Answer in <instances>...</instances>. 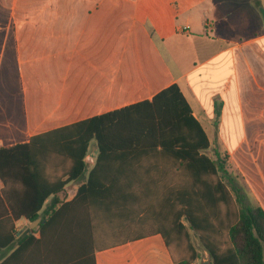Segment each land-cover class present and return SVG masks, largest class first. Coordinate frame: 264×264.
Masks as SVG:
<instances>
[{
  "label": "crops",
  "instance_id": "1",
  "mask_svg": "<svg viewBox=\"0 0 264 264\" xmlns=\"http://www.w3.org/2000/svg\"><path fill=\"white\" fill-rule=\"evenodd\" d=\"M239 1L0 0V114L2 104L7 108L11 101L23 110L31 103L33 111L51 112L40 120L26 118L25 125L0 115V147L6 146V135L25 130L27 139L21 142H26L151 100L177 84L207 136L205 154L211 159L216 151L224 154L241 204L264 209V0ZM13 95H30L31 101L18 102L9 98ZM50 115L65 121L47 126ZM90 146L87 174L98 157V148L89 154ZM84 183L67 185L61 199H74ZM101 186L91 187L64 218L100 216L97 189L133 188ZM157 188L161 205L177 204V184L147 187ZM173 189L174 195L168 193ZM180 221L188 227L184 218ZM199 252L203 259L196 264H209L208 252ZM8 253L0 251V259ZM95 261L173 264L161 234L96 251Z\"/></svg>",
  "mask_w": 264,
  "mask_h": 264
},
{
  "label": "trees",
  "instance_id": "2",
  "mask_svg": "<svg viewBox=\"0 0 264 264\" xmlns=\"http://www.w3.org/2000/svg\"><path fill=\"white\" fill-rule=\"evenodd\" d=\"M93 140L98 157L87 174ZM208 148L177 84L151 100L0 147V251L9 252L0 264H96V251L153 234L163 236L173 264H196L201 254L180 218L210 264H264V209L241 204L224 154L211 159ZM80 181L74 199H61L67 185ZM163 183L178 185L177 204L161 205L162 192L147 189ZM97 184L133 188L97 189L100 216L64 218ZM20 221L27 226L18 229Z\"/></svg>",
  "mask_w": 264,
  "mask_h": 264
},
{
  "label": "rangeland",
  "instance_id": "3",
  "mask_svg": "<svg viewBox=\"0 0 264 264\" xmlns=\"http://www.w3.org/2000/svg\"><path fill=\"white\" fill-rule=\"evenodd\" d=\"M247 3V1L245 0H240L239 1V4L240 5H243ZM171 65L173 66L174 64L171 63ZM2 79H3V76H2ZM0 79V80H2ZM30 95H13V96H10L9 98H14V100H17L18 102H21V99H24L25 102L27 103H30L31 99H30ZM45 98V96L43 97ZM2 107H4L1 111L3 112L2 113V118H8V119H11L12 121L15 120L16 122L20 123V124H24L27 122V119L26 118H29V119H36V116H39L38 120H40L41 118L43 119L44 117L48 116L51 112H48V111H33L31 110V103L27 105V107L29 108V110L25 109L23 110L22 107H20V105H17L14 101V103L11 102H8L7 104V108H5V104L3 103L2 104ZM16 107H18V109L16 110ZM61 121H65V120H59L57 119L54 115H50V118L47 119V122H45L44 124H46L47 126L49 125H52V124H58L60 123ZM45 125V126H46ZM23 133L24 134H19L17 136H13V134H10L9 135H6L4 137H2V140L4 142L5 145L7 144H10V143H16V142H21V141H24L27 139V134L25 133V130H23ZM1 146V144H0ZM97 150V143L96 141H92L91 142V146H90V152L89 154H91L92 151H95ZM27 226V223L25 222H19L17 224V227L18 228H22V227H25ZM187 226H188V223H187ZM187 230L189 232V235H190V239H191V242L192 244L194 245V247L199 250V251H203V248L200 244V242L198 241V238L196 236V234L194 233V231L191 230V233H190V229L187 227ZM170 246L171 248L173 249V251H176L175 249V243L172 239H170ZM149 250V249H148ZM152 253V252H150ZM201 254V253H200ZM202 255H201V258L199 259V263L202 262ZM209 264H210V260H209Z\"/></svg>",
  "mask_w": 264,
  "mask_h": 264
},
{
  "label": "water",
  "instance_id": "4",
  "mask_svg": "<svg viewBox=\"0 0 264 264\" xmlns=\"http://www.w3.org/2000/svg\"><path fill=\"white\" fill-rule=\"evenodd\" d=\"M260 12H261V15H262L263 20H264V8L263 7L260 8ZM40 221H41V217H39L36 221L30 223L29 227L31 229H35L37 227V225L40 223Z\"/></svg>",
  "mask_w": 264,
  "mask_h": 264
}]
</instances>
